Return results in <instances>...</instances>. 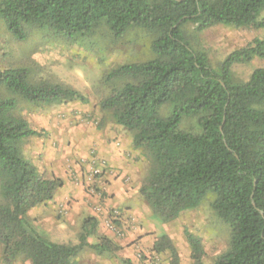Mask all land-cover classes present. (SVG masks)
Masks as SVG:
<instances>
[{
    "label": "trees",
    "instance_id": "obj_1",
    "mask_svg": "<svg viewBox=\"0 0 264 264\" xmlns=\"http://www.w3.org/2000/svg\"><path fill=\"white\" fill-rule=\"evenodd\" d=\"M0 19L21 40L36 27L72 42L100 28L117 38L134 29L148 31L152 56L111 69L110 94L100 104L133 133V147L149 160L140 193L163 223L215 194L211 207L231 229L229 248L207 263L201 239L186 230L192 264H264V66L247 81H235L233 75L235 64L264 58V37L233 50L214 68L186 28L191 24L202 32L222 24L263 29L264 0H0ZM74 101L90 102L72 87L34 81L26 67L0 69L4 264L20 257L31 264H82L84 248L98 254L121 248L99 234L94 216L84 219L80 241L72 244L40 234L29 215L53 200L64 182L47 177L25 157L24 141L41 132L20 114V103L48 107ZM165 107L169 112L163 115ZM98 234L97 243L88 240ZM153 250L170 252L178 264L168 234L155 241Z\"/></svg>",
    "mask_w": 264,
    "mask_h": 264
},
{
    "label": "rangeland",
    "instance_id": "obj_2",
    "mask_svg": "<svg viewBox=\"0 0 264 264\" xmlns=\"http://www.w3.org/2000/svg\"><path fill=\"white\" fill-rule=\"evenodd\" d=\"M186 28L194 47L206 52L214 68L233 50L264 37V28L222 24L202 32L191 24ZM152 39V35L142 29L131 30L117 38L106 28H100L85 39L72 42L36 27L27 39L21 40L15 38L0 19V69L26 67L34 81L72 87L90 100L89 103L74 101L48 107L20 103V114L41 132L40 136L24 141L25 157L47 177H60L64 182L53 200L29 212L37 230L54 242L77 244L84 219L94 216L99 221V234L121 247L116 252L101 254L84 248L79 254L82 264H174L170 252L153 250L162 234H168L177 247L178 264H192L186 230L201 239L205 251L203 260L207 263L214 262L229 248L231 229L212 209L213 193L198 208L183 212L171 222L163 223L155 218L140 193L149 172V160L133 147V133L117 124L110 112L100 108L101 101L110 94L107 75L111 69L150 58ZM263 66L264 58L257 57L247 63H237L233 66L234 79L247 81L254 69ZM168 112L165 107L162 114ZM120 138L130 145V158L136 166L134 177L100 156L102 140L110 145L117 142L116 146L121 147ZM97 169L102 172L95 173ZM113 180H119L115 189ZM99 234L88 240L97 243ZM2 250L0 244V264H4ZM123 259L130 263H123ZM14 264L31 262L20 257Z\"/></svg>",
    "mask_w": 264,
    "mask_h": 264
},
{
    "label": "crops",
    "instance_id": "obj_3",
    "mask_svg": "<svg viewBox=\"0 0 264 264\" xmlns=\"http://www.w3.org/2000/svg\"><path fill=\"white\" fill-rule=\"evenodd\" d=\"M120 140L122 141L121 138ZM124 141H122L121 147H117V142H112V144L110 145L108 141L105 144V141L102 140L103 145L101 146L102 148L100 147V156L109 160V162L111 163L110 165L114 167H121L124 170V173H129L130 177H134L136 175V172H134L136 166L133 159L130 158V145L125 144ZM112 183L114 185L112 186L115 189V184H118L119 180H113Z\"/></svg>",
    "mask_w": 264,
    "mask_h": 264
},
{
    "label": "built area",
    "instance_id": "obj_4",
    "mask_svg": "<svg viewBox=\"0 0 264 264\" xmlns=\"http://www.w3.org/2000/svg\"><path fill=\"white\" fill-rule=\"evenodd\" d=\"M102 171L100 170V169H97L96 171H95V173H101Z\"/></svg>",
    "mask_w": 264,
    "mask_h": 264
}]
</instances>
